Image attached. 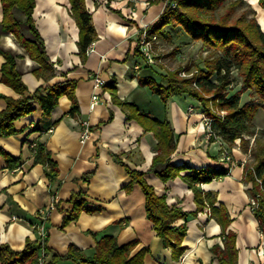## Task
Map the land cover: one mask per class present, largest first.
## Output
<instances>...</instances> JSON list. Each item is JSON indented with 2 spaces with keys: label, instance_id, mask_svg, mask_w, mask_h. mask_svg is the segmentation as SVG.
I'll use <instances>...</instances> for the list:
<instances>
[{
  "label": "crops",
  "instance_id": "obj_1",
  "mask_svg": "<svg viewBox=\"0 0 264 264\" xmlns=\"http://www.w3.org/2000/svg\"><path fill=\"white\" fill-rule=\"evenodd\" d=\"M85 4L92 15L97 39L92 43L94 51L82 57L78 47L80 30L71 15L70 1L36 0L34 21L57 70L48 81L33 74L38 64L16 37L0 29V49L19 56L17 69L29 92L33 93L40 86L75 79L80 109L79 117H72L69 114L71 101L64 96L49 118L37 107L34 113L16 122L17 135L7 138L0 135V148L21 160L16 169H10L0 155V244L21 251L28 239L40 240V211L56 198V206L47 215L46 239L48 247L60 255H65L71 244L88 256L94 255L96 240L88 233L92 231L99 237L115 236L121 246L137 241L132 254L144 249V264H220L215 251L225 250L227 233L233 231L237 264H264V238L250 205L252 183L245 180L244 166L250 160L249 155L242 151L239 141L233 148H227L220 140H207L199 103L195 106L190 102L185 106L189 102L186 95H175L163 102L159 95L139 82L140 77L152 75L136 53L140 30L158 19L167 5L166 0H85ZM15 14L25 21L20 11ZM2 20L0 0V23ZM9 37L14 43L8 41ZM4 62L0 54V95L19 98V94L2 83ZM96 78L105 84L116 81L120 99L133 102L141 111L172 124L177 140V149L171 158L173 164L230 168L228 176L199 186L205 193H211L216 207L224 205L229 211L232 223L226 233L212 215L210 206L198 210L194 192L181 177L164 182L150 171L158 141L137 121L127 120L126 113L112 102L110 92L104 89L105 84L95 88ZM96 94L99 101L93 108L92 98ZM5 108L6 101L0 98V111ZM83 121L89 122L91 130L85 142L81 141ZM255 121L257 125V119ZM35 141L44 142L59 164L60 175L52 185L45 167L34 164L32 145ZM221 150L231 152L232 163L219 161ZM112 154H119L130 168L146 172L147 181L157 194L166 196L169 205L195 213L187 220L189 230L183 243L187 250L179 261L173 260L171 248L164 246L153 223L147 219L140 187L133 185L130 190L126 189L131 179ZM222 163L224 167L220 166ZM93 171L88 182L79 180ZM80 191L85 193L87 206L97 212L82 213L77 221L62 230L63 216L72 209L69 199L73 192ZM184 222L179 220L177 224ZM48 255H44V264ZM59 264L75 263L61 261Z\"/></svg>",
  "mask_w": 264,
  "mask_h": 264
},
{
  "label": "trees",
  "instance_id": "obj_2",
  "mask_svg": "<svg viewBox=\"0 0 264 264\" xmlns=\"http://www.w3.org/2000/svg\"><path fill=\"white\" fill-rule=\"evenodd\" d=\"M69 1L71 15L80 30L78 42L80 55L84 57L89 46L97 39L93 18L86 8L85 0ZM1 4L3 10L1 31L13 34L29 57L38 64L33 70L37 78L46 81L53 78L57 70L50 60L45 41L33 17L36 0H1ZM258 4L264 9V0H258ZM244 6L245 0L168 1L163 13L146 29L147 36L150 39L171 38L168 29L175 33L183 30L192 41L202 42L203 46L211 51L212 58L206 61L205 68L197 67L190 77H181L183 70L181 68L164 74L157 71L153 65H146L152 75L140 77L139 82L159 95L163 102H167L175 95H186L197 100L203 114L210 120L213 132L210 142L220 140L227 148H233L240 140L242 151L246 154L252 153L254 162L252 164L247 162L244 166L245 180L252 183L251 198L257 199L258 204L256 207L251 206V209L260 230L264 233V141L255 137L254 129L259 111L264 110V32L256 12L250 5H247V10L237 14L238 8ZM17 10L25 16L24 22L16 16ZM143 32L141 29V37ZM136 53L148 64L139 48L136 49ZM0 54L5 58L1 67L2 83L20 95L19 98L0 95V98L6 101V108L0 111L2 137L17 135L19 130L16 128V122L34 113L37 107L46 118H49L64 96L71 101L69 114L74 118L79 117L77 80L66 79L45 87L40 86L30 93L22 79V73L17 69L19 56L4 49H0ZM233 71L240 76L243 88L235 94H230L229 88L235 82L232 78ZM104 89L110 92L112 102L123 109L128 121H137L145 132L152 133L158 141L150 171L155 172L164 182L181 177L194 192L198 210L210 206L212 215L226 233L232 223L229 211L224 205L216 207L211 193H205L199 186L228 176L230 168H196L185 163L173 164L171 158L177 149V140L172 124L168 120L160 121L141 111L133 102L120 99L116 81L105 84ZM246 90L252 91L257 100L241 102V95ZM111 119L112 115L109 121ZM247 137H255V147L252 149ZM32 152L34 164H42L45 167L46 177L52 185L60 175L59 164L52 152L41 141L33 143ZM0 155L10 169H16L20 165V158L12 157L1 148ZM112 157L125 168L131 179L126 189L130 190L133 185L140 187L145 197L147 219L153 223L164 246L171 248L173 260L179 261L187 250L183 245L189 230L187 220L195 213L184 211L177 205H169L166 196L157 194L155 188L147 181L146 172L130 168L119 154H112ZM183 172L188 173L182 175ZM93 174L94 171L86 173L79 180L88 182ZM69 203L72 209L63 216L60 226L62 230L77 221L82 213L97 212L96 209L87 206L86 196L82 191L73 192ZM179 220L185 222L177 224ZM88 233L96 240V251L92 256L86 255L74 244L69 246L65 255H60L48 247L47 239H28L21 251L12 249L8 244H0V264H39L40 257L47 253L49 255L46 264H59L61 261H72L75 264H144L146 256L144 249L132 254L138 244L137 241L121 246L115 236L99 237L96 232ZM215 254L220 264H237L236 234L233 231L227 233L225 250L215 251Z\"/></svg>",
  "mask_w": 264,
  "mask_h": 264
},
{
  "label": "rangeland",
  "instance_id": "obj_3",
  "mask_svg": "<svg viewBox=\"0 0 264 264\" xmlns=\"http://www.w3.org/2000/svg\"><path fill=\"white\" fill-rule=\"evenodd\" d=\"M170 0H166V4ZM246 6L243 8H238L237 14H241L243 11L247 10V5H250V7L256 12V16L259 22V13L255 5L252 4L251 0H245ZM220 11V13H222ZM20 17H24L23 13L20 14ZM260 23V22H259ZM25 27H23L24 29ZM262 29V28H261ZM169 33L171 34V38L167 37H161L157 38L156 40H152V57L154 62H148L146 64V61H143L144 68L147 70H150V68H147L146 65H153L157 71H160L164 74H166L168 71L175 70L177 68H181L182 73L181 77H190L192 73L195 72V69L197 67H202L205 68V63L207 60H210L212 57L211 51H208L202 44V42H195L192 41L191 38L183 31L179 30L178 32H174L171 29H168ZM139 49L141 51V45L139 46ZM218 55V54H214ZM152 66V67H153ZM190 71V73H189ZM232 78L235 80L234 84L232 87L229 88L230 94H235L240 89L243 88L240 76L238 75L237 72L233 71L232 72ZM215 80V78H213ZM186 97V96H185ZM183 96L182 99H185ZM189 102L185 103H192L193 105H197L198 101L188 97L186 98ZM257 100V97L255 94L250 91L246 90L244 93L241 95V102H247V101H255ZM200 106V105H199ZM201 109V108H200ZM257 125L255 121V126L254 129L256 131V135L258 138L262 139L264 141V110H260L257 117ZM204 122L205 119H204ZM262 124V125H261ZM259 125L261 127H259ZM255 137H247L250 141V148L252 149L255 147ZM221 152H224V150ZM246 154V153H245ZM249 155V163L252 164L254 162V158L252 157V153H247ZM222 156V154H221ZM220 156V157H221ZM225 163H222L220 166L224 167Z\"/></svg>",
  "mask_w": 264,
  "mask_h": 264
},
{
  "label": "built area",
  "instance_id": "obj_4",
  "mask_svg": "<svg viewBox=\"0 0 264 264\" xmlns=\"http://www.w3.org/2000/svg\"><path fill=\"white\" fill-rule=\"evenodd\" d=\"M148 27H144V32H143V35L141 37V40H140V45H141V52L143 53V55L146 57V59L148 60V62H151L153 63L154 60H153V57H152V40H156L157 38L156 37H153V38H149L146 34V29ZM94 51V48H93V44H91L89 46V48L87 49V52L86 53H91ZM105 84V82L100 79V78H96L95 79V88L96 89H99L101 88L103 85ZM93 103L91 105V107L94 108V106L98 103L99 101V97L98 95H94L93 98ZM192 111V109H191ZM203 117L205 119V126H206V130H205V134L207 136V140L209 141L210 138L213 136V132L210 128V120L207 119L205 117V115L203 114ZM91 134V130H90V125H89V122L88 121H83L82 122V134H81V141L82 142H85L89 136ZM255 141V139H253ZM240 142V140H238ZM237 141V142H238ZM222 156L220 157V161L221 162H228V163H232L233 162V157H232V154L231 152H229L228 150H224V152L221 153ZM257 199L255 198H251L250 199V205L252 207H256L257 206ZM58 200L55 198L52 202V204L44 209V210H41L40 211V215H41V223L39 225V232H40V240H45L47 238V229H46V220L48 218V213L56 206ZM261 237L264 238V233L261 231ZM39 264H44V256H41L40 259H39Z\"/></svg>",
  "mask_w": 264,
  "mask_h": 264
},
{
  "label": "bare ground",
  "instance_id": "obj_5",
  "mask_svg": "<svg viewBox=\"0 0 264 264\" xmlns=\"http://www.w3.org/2000/svg\"><path fill=\"white\" fill-rule=\"evenodd\" d=\"M252 4L255 5V7L258 10L259 13V22L262 24V28L264 29V9H262L259 4H258V0H251ZM8 41H10L11 43H14V40L12 39V37L8 38ZM189 241V239H188Z\"/></svg>",
  "mask_w": 264,
  "mask_h": 264
},
{
  "label": "water",
  "instance_id": "obj_6",
  "mask_svg": "<svg viewBox=\"0 0 264 264\" xmlns=\"http://www.w3.org/2000/svg\"><path fill=\"white\" fill-rule=\"evenodd\" d=\"M260 24V23H259ZM260 26H261V24H260ZM261 28H262V26H261ZM264 32V31H263Z\"/></svg>",
  "mask_w": 264,
  "mask_h": 264
}]
</instances>
